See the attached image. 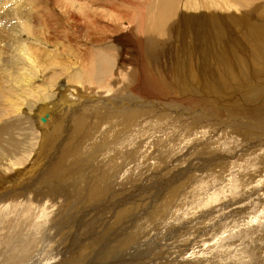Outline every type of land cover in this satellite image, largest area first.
Returning <instances> with one entry per match:
<instances>
[{"label": "rangeland", "instance_id": "rangeland-1", "mask_svg": "<svg viewBox=\"0 0 264 264\" xmlns=\"http://www.w3.org/2000/svg\"><path fill=\"white\" fill-rule=\"evenodd\" d=\"M155 1L0 0V240L13 243L14 232L32 234L37 250L31 264H264V41L250 39L264 31V0H250L240 13L232 0H192L207 1L212 13L220 8V20L228 16L222 31L212 21L192 24L187 42L193 41V54L190 62L183 59L194 70L184 82L171 70L177 52H150L145 36H138L143 8ZM243 18L248 23L241 25ZM221 32L243 52L233 47L228 56H213ZM111 40L117 49L108 46ZM106 44L111 55L101 50ZM114 52V60L103 63ZM95 64L108 65L109 73L98 78ZM137 65L145 66V76L150 70L175 79L172 86L183 95L162 106L141 98L127 103L114 87L143 71ZM203 66L216 70L213 81L192 73ZM49 115L53 127L45 128ZM62 115L65 121L55 128ZM98 118L102 124L117 119L118 130L105 136L95 125ZM78 120L86 123L71 128ZM162 203L165 209H157ZM1 245V254L12 250Z\"/></svg>", "mask_w": 264, "mask_h": 264}, {"label": "bare ground", "instance_id": "bare-ground-1", "mask_svg": "<svg viewBox=\"0 0 264 264\" xmlns=\"http://www.w3.org/2000/svg\"><path fill=\"white\" fill-rule=\"evenodd\" d=\"M178 1L179 0H156L154 3H152L151 5H149V6H147L146 8L144 7L143 8V10L145 11V14H144V22H143V24H140L141 26H140V30L139 31H141V33H140V35H138V36H142L141 34H143V36H145V40H147L146 42H148V44L150 45H148L151 49H148V50H150V52H151V50L153 51V52H155V53H157L159 50H162L161 52L162 53H168V54H170V53H176L174 56H176L174 59H172L173 60V63H174V65H173V68H171V70L173 71H175L176 73H177V78H180V79H178V80H182L181 78H183L184 76L186 77V76H189L191 73V70L193 69L194 70V67H193V65H192V67L193 68H191V64L192 63H184V61L186 60L187 62H190V60H189V57L190 56H192V54H193V52L191 51V48L193 47V45H192V42H190L191 44H188V40L190 41V34H191V31H192V24L193 23H195L196 25H198V24H202V23H204V22H206V21H212L218 28H219V30L220 31H222V25H220V23L224 20V21H227V19H226V16H228V15H225V17L223 16V20H220L219 19V15H221V11H220V8H218V7H216L215 8V10L213 11V13H212V11L210 12L209 11V9H210V7L209 6H206L208 3H207V1L206 2H204V3H202L201 5L200 4H198V5H196V4H194L193 2H192V0H188V2H185V1H183V0H180V4L182 3V8H180V9H178L177 10V3H178ZM231 1V0H230ZM250 0H232L231 2L233 3L232 5H234V6H236L235 8H236V10H238L239 9V13H240V10L242 11V10H244L243 9V7L249 2ZM225 2V1H224ZM258 2H260V0L258 1ZM205 3H207V4H205ZM216 4V3H215ZM214 4V5H215ZM249 4V3H248ZM117 5V4H116ZM115 5V6H116ZM146 5V4H145ZM226 5H228V4H226ZM120 6V5H119ZM179 6V5H178ZM213 6V5H212ZM233 6V7H234ZM106 7V6H105ZM115 8V7H114ZM118 8V7H117ZM228 8V7H227ZM113 8H111V10H112ZM121 9H123V8H121ZM212 9V8H211ZM234 9V8H233ZM229 10V9H228ZM235 10V11H236ZM231 10H229V12H230ZM262 11H264V9L262 10ZM109 12H110V10H109ZM111 12H113V10L111 11ZM236 12H238V11H236ZM116 13H117V11H116ZM114 14L115 15V17L116 16H118L117 14ZM142 13V12H141ZM140 13V14H141ZM238 13V14H239ZM224 14V13H223ZM113 15V16H114ZM142 15H143V13H142ZM242 15H245V13L243 14L242 13ZM231 16L233 17V18H236L235 16H234V14L232 15L231 14ZM241 16V15H240ZM239 17V15H237V18ZM236 18V19H237ZM241 18H242V16H241ZM246 18H248V17H246ZM216 19V20H215ZM235 19V20H236ZM238 20V19H237ZM241 20V19H240ZM241 22V25H243L245 22L246 23H248L247 22V19H245V18H243L242 19V21H239V23ZM238 23V24H239ZM94 24V23H93ZM228 24V23H227ZM127 25V24H126ZM248 25V24H247ZM227 26V25H226ZM226 26L223 28V29H225V31L227 32V28H226ZM228 26H229V24H228ZM230 27V26H229ZM231 28V27H230ZM249 28H250V26H249ZM251 28H254V29H257V30H259V28H260V25H255V26H251ZM229 29V28H228ZM230 30H232V29H230ZM244 32V31H243ZM253 32V31H252ZM222 34H221V36H222V38H221V40L222 41H219V43H217V45H216V47L214 48V53H213V56H217V55H227L225 52H226V50L229 48V50L230 49H232L233 47L234 48H236V49H238V47H239V49L241 50V51H239V52H243V50L245 49V47L241 44V46L239 45V42H238V44L236 45V40H234V39H229L228 40V38H224V34L225 33H223V32H221ZM228 33V32H227ZM254 33V32H253ZM241 34H243V33H241ZM247 34V33H246ZM230 35V34H229ZM244 35V34H243ZM253 35V34H252ZM137 36V37H138ZM227 36H228V34H227ZM236 36V35H235ZM237 36H238V33H237ZM230 37H233L232 35H230ZM247 37H249V36H247ZM246 37V35H245V38H247ZM144 38V37H143ZM193 38V37H192ZM223 38H224V40H223ZM248 39V38H247ZM250 39H252V41H254L255 39H257L256 41H258V42H261V41H264V31H262V32H260V31H256L255 33H254V36H250ZM194 40V39H193ZM239 40V39H238ZM144 41V40H143ZM246 41V40H245ZM248 41V40H247ZM138 42V41H137ZM251 42V41H250ZM107 43V42H106ZM178 43V46H176L175 48H173L172 49V47L175 45V44H177ZM108 44V46H112V47H114L115 49H117V46H116V44H115V42L114 41H112L111 40V42H108L107 43ZM107 44H106V47L105 48H101V47H99V48H101V50L102 51H104V50H107V48H109V47H107ZM141 44V43H140ZM142 44H144V42L142 43ZM195 44V43H194ZM254 44V43H253ZM256 44H258V43H256ZM244 45H246L245 43H244ZM140 46V45H139ZM258 46L260 47V45L258 44ZM262 46H264V45H262ZM177 47L179 48V50H177ZM109 50H111V49H109ZM109 50H107V51H109ZM113 50V49H112ZM139 50V49H138ZM235 50V49H234ZM115 51H117V50H115ZM179 51V52H178ZM220 51V52H219ZM160 52V53H161ZM229 52V51H228ZM259 52V51H258ZM106 53V52H105ZM104 53V54H105ZM109 53H110V55H111V52L109 51ZM115 53V52H114ZM154 53V54H155ZM108 53H106V55H107ZM116 54H118V52L117 53H115L114 55H112V57H110V56H108V59L107 60H104L103 61V63H105V62H107V64H108V60H111V59H113L114 60V57L116 56ZM141 54V53H140ZM139 54V55H140ZM244 54V53H243ZM219 55V56H220ZM236 55V54H235ZM254 55H256V54H254ZM100 57V64H101V62H102V58H104V55L102 54V53H100V52H98L97 53V59H99V57ZM228 56V55H227ZM154 57V56H153ZM183 57L185 58V60L183 59ZM222 57V56H221ZM226 57V56H225ZM237 57V56H236ZM86 58V57H85ZM203 58V57H202ZM215 58V57H214ZM213 58V59H214ZM118 59V58H117ZM264 59V58H263ZM216 60V59H215ZM228 60V59H227ZM248 60V59H247ZM82 61V60H81ZM98 61V60H97ZM116 61V60H115ZM118 61V60H117ZM185 61V62H186ZM261 61V60H260ZM84 62V61H83ZM143 62V61H142ZM150 62V61H149ZM172 62V61H171ZM202 62V64H203V62L204 61H201ZM98 63V62H97ZM181 63H182V65H181ZM143 64V63H142ZM208 64V63H207ZM226 64V63H225ZM97 65H99V64H97ZM96 64L94 65V67H96L97 66ZM103 65H105V64H103ZM103 65H100V66H97V68H99V69H96V70H98L97 72H96V76L99 78H103V76H104V73L107 75L108 73H109V66L108 65H105L104 67H103ZM196 65V64H195ZM204 65V64H203ZM202 66V65H201ZM87 67V66H86ZM93 67V66H92ZM91 67V68H92ZM137 67L139 68V69H141V70H143V71H139L138 69H137V73H130L129 74V77L128 78H130L131 77V79H129V81L128 80H126V79H128V78H126L125 80L126 81H128V84L127 85H120V86H115L114 88H115V90L118 92V93H120V94H125V96L126 97H128L129 99H128V102L127 103H131V101L134 99V100H138L139 98H141V99H145V101H148V103H152V104H157V106H162V104L164 105L165 103H168V101L169 100H171V98H170V96H174V95H176L177 94V96H179L180 94H182V92L183 91H180L179 89H178V91H177V88H176V85L174 84V86H172V83H173V81H175V79H171V78H168V80H163V78H161L160 76H155L154 74H152V73H150V70H148L149 71V74H148V76H145V73L146 72H144L145 71V69H143V67H145V66H138L137 65ZM85 68V67H84ZM91 68H89V70H91L90 72H92V70L93 69H91ZM151 68V67H150ZM208 67H206V66H203V67H200V68H198V70H197V72L196 71H193L192 73H196V75H197V73L201 76L202 74H205V78H207V80L208 79H211L212 80V78H214L215 76H212V74L213 73H215V71L216 70H214V72H213V70H210V71H207V70H209V69H207ZM86 69H88V68H86ZM147 69V68H146ZM212 69V68H211ZM135 70V69H134ZM196 70V69H195ZM128 71V73L130 72L129 70H127ZM163 71V70H162ZM165 71H166V69H165ZM171 71V72H172ZM95 72V71H94ZM84 73V71H82V74ZM164 73H169V72H164ZM86 76H87V79H89V75L91 74H89V75H87V71H85V73H84ZM211 75V76H210ZM85 76V77H86ZM166 76V75H165ZM78 76H76V78H77ZM124 77H125V75H124ZM126 77H127V75H126ZM160 77V78H159ZM173 77H175L174 75H173ZM185 77H184V79H185ZM204 77V76H203ZM80 78V77H79ZM83 78H84V76H83ZM91 79H92V76L90 77ZM94 78V77H93ZM105 78V77H104ZM147 78H148V80H147ZM95 79V78H94ZM134 79H135V81H134ZM75 80H77V79H75ZM79 80V79H78ZM191 80H193V79H191ZM259 80V79H258ZM74 81V80H73ZM81 81V80H80ZM79 81V82H80ZM84 81V80H83ZM82 81V82H83ZM88 81V80H87ZM86 81V82H87ZM92 81H93V79H92ZM183 81V80H182ZM213 81V80H212ZM81 82V83H82ZM85 82V83H86ZM89 82V81H88ZM88 82H87V84H88ZM91 82V81H90ZM95 82V81H94ZM107 82V81H106ZM180 83V81H177V83ZM184 82V81H183ZM188 82V81H187ZM77 83H78V81H77ZM98 83V82H97ZM127 83V82H126ZM176 83V82H175ZM176 83V84H177ZM226 83V82H225ZM256 83V82H255ZM90 84H92V83H90ZM99 84V83H98ZM104 84H105V82H104ZM123 84H125L124 83V81H123ZM137 84H139V86L137 85ZM156 84H158V86L156 85ZM181 84V86L182 87H185V86H183L182 85V83H180ZM251 84V83H250ZM77 85V84H76ZM101 85V84H100ZM178 85V84H177ZM246 85V84H245ZM86 86V85H85ZM102 86V85H101ZM107 86V85H106ZM224 86V85H223ZM91 87V86H90ZM178 87H179V85H178ZM181 87V88H182ZM240 87H242V86H240ZM255 87V86H254ZM112 88V87H111ZM239 88V87H238ZM262 88V87H261ZM103 88H101V90H102ZM184 89V88H183ZM253 89V88H252ZM259 89V88H258ZM110 90V89H109ZM186 90V89H185ZM111 91V90H110ZM110 91H107V92H110ZM241 91V90H240ZM106 92V94L107 95H110L111 94V92L110 93H107ZM185 92V91H184ZM203 92V91H202ZM221 93V92H220ZM96 95V94H95ZM102 95V94H101ZM100 95V96H101ZM183 95V94H182ZM208 95V94H207ZM244 95V94H243ZM104 96V95H103ZM248 96V95H247ZM210 97V96H209ZM80 98V97H79ZM190 98V97H189ZM197 98V97H196ZM252 98V97H251ZM85 99V98H84ZM187 99V98H186ZM263 99V98H262ZM98 100V99H97ZM103 99L101 98V101H102ZM189 100V99H188ZM244 100V99H243ZM260 100V99H259ZM143 102V103H146V102ZM165 101V102H164ZM236 101H237V99H236ZM246 101V100H245ZM60 102V101H59ZM81 102V101H80ZM106 102V101H105ZM108 102V101H107ZM142 102V101H141ZM157 102V103H156ZM174 103H179L180 105H184L185 103H188L189 104V102H187V100L185 101V102H183V101H176V100H174L173 101ZM260 102V101H259ZM83 104V103H82ZM98 104V103H97ZM108 104H110V103H107V105ZM133 104V103H132ZM147 104V103H146ZM168 104H171V102H169ZM85 105V104H84ZM99 105H101V104H99ZM121 106H122V104H120ZM127 105V104H126ZM134 105V104H133ZM145 105V104H144ZM153 105V106H154ZM185 105H187V104H185ZM98 106V105H97ZM102 106H105V105H101V107ZM136 106H138V105H136ZM146 106V105H145ZM178 106V105H177ZM191 106V105H190ZM98 107H100V106H98ZM100 107V108H101ZM108 107H109V105H108ZM111 108H112V104H111V106H110ZM115 107V106H114ZM181 107V106H180ZM57 108V107H56ZM96 108V107H95ZM104 109L106 108V109H108L107 107H103ZM102 108V109H103ZM111 108H109V109H111ZM135 108V107H134ZM141 108V107H140ZM47 109V108H46ZM105 109V110H106ZM108 109V110H109ZM164 109V108H163ZM170 109V108H169ZM189 109V108H188ZM228 109V108H227ZM51 110V109H50ZM95 110H97V108L95 109ZM104 110V111H105ZM114 110V111H113ZM112 111L113 112H117V109L116 108H114ZM116 110V111H115ZM167 110V109H166ZM172 110V109H171ZM59 111H62V110H59ZM93 111V110H92ZM100 111H101V109H100ZM107 111V110H106ZM121 111V110H120ZM133 112H134V110H132ZM163 111V110H162ZM168 111V110H167ZM195 111V110H194ZM51 112V111H50ZM53 112H56L57 113V111L54 109V111ZM99 112V111H98ZM109 112V111H108ZM111 112V111H110ZM112 112V113H113ZM132 112V113H133ZM139 112V111H138ZM173 112V111H172ZM174 112H175V115H173V118H174V116H179V112L175 109L174 110ZM201 112V111H200ZM101 113V112H100ZM102 113H103V110H102ZM118 113V112H117ZM131 113V115L133 116V114ZM167 113H169V112H167ZM52 114H54V113H52ZM67 114V113H66ZM97 114V113H96ZM139 114H140V112H139ZM147 114V113H146ZM171 114V113H170ZM86 115V114H85ZM84 115V116H85ZM100 115V114H99ZM99 115H97L96 116V118L99 116ZM201 115V114H200ZM206 115V114H205ZM56 116V115H55ZM65 117V115H62V116H59L57 119H61V120H57V119H55V123L57 124L56 126H54L55 128H58L59 127V129L61 128V123L62 122H64L65 121V119H64V117ZM103 116V115H102ZM101 116V117H102ZM131 116V117H132ZM138 116V115H137ZM136 116V113H134V117H137ZM177 116V117H178ZM202 116V115H201ZM49 118H48V121L46 122V120H45V122H44V127L46 128V127H51L52 126V124H48V122H49V120H50V115L48 116ZM52 117V116H51ZM57 117V116H56ZM108 117V116H107ZM112 117V116H111ZM177 117H175L174 119H177ZM185 117V116H184ZM76 118V117H75ZM75 118H71V119H75ZM81 118V117H80ZM91 118V117H90ZM95 118V117H94ZM106 118V117H105ZM129 118V117H128ZM158 118H159V116H158ZM190 118V117H189ZM70 119V118H69ZM88 119V118H87ZM117 119H119L118 117H117ZM115 120L114 119V121H112L111 120V122H109L108 121V119H106V120H104L103 122H104V124H102V120H101V118H98L97 120H101V121H98V122H95V125H98L100 128H103L105 131H106V133L104 132V131H100V130H98V131H100V132H103V133H105V136H110L111 134L113 135V133H112V131L113 132H115L116 130H118L117 129V125L115 126V122L116 121H118V120ZM168 119V118H167ZM40 120V119H39ZM76 120V119H75ZM120 120V119H119ZM123 120H125V118L123 119ZM160 120H161V118H160ZM42 121H44V119H42ZM92 121V120H91ZM127 121V120H126ZM130 121H131V119H130ZM150 121V120H149ZM165 121V120H164ZM164 121H161V123L162 122H164ZM169 121H170V119H169ZM51 122V121H50ZM69 122H72V121H68V123ZM120 122V121H119ZM128 122V121H127ZM198 122V121H197ZM42 123V122H41ZM86 123V121H80V120H78V121H76V122H74L72 125H71V128H75L76 126H82V124H85ZM126 123V122H125ZM124 123V124H125ZM199 123V122H198ZM117 124V123H116ZM119 124V123H118ZM140 124V123H139ZM145 124V123H144ZM178 124H180V122L178 123ZM127 125H128V123H127ZM143 125V124H142ZM164 125V124H163ZM165 125H166V123H165ZM164 125V126H165ZM223 125V124H222ZM42 126H43V124H42ZM97 126V127H98ZM153 126V125H152ZM151 126V127H152ZM160 126H162V125H160ZM174 126V125H173ZM53 127V126H52ZM83 127V126H82ZM81 127V128H82ZM93 127H94V125H93ZM121 127V126H120ZM122 127H123V124H122ZM141 128L143 127V126H140ZM168 127V125L166 126V128ZM45 128H43V129H45ZM166 128H165V130H166ZM202 128V127H201ZM209 128V127H208ZM76 129H78V128H76ZM86 129H87V127H86ZM96 129H99V128H96ZM122 129V128H121ZM144 129H146V128H144ZM188 129V128H187ZM214 129V128H213ZM236 129V128H235ZM89 130H90V128H89ZM92 130H94V128L92 129ZM111 130V131H110ZM119 130H120V128H119ZM124 130V129H123ZM132 130V129H131ZM141 130V129H140ZM140 130H138V131H140ZM150 130V129H149ZM171 130V129H170ZM169 130V131H170ZM202 130H203V128H202ZM220 130H222V129H219V132H220ZM62 131V130H61ZM74 131V130H73ZM73 131H71V133L73 132ZM77 131V130H76ZM86 131V130H85ZM111 132V134H109L110 132ZM125 131V130H124ZM137 131V130H136ZM143 131V130H142ZM147 131V130H146ZM197 131V130H196ZM225 131V130H224ZM235 131V130H234ZM79 132V131H78ZM94 132H95V130H94ZM132 132V131H131ZM134 132V131H133ZM168 132V131H167ZM166 132V133H167ZM185 132V131H184ZM66 133V132H65ZM135 133V132H134ZM148 133H149V131H148ZM181 133H182V131H181ZM187 133V132H186ZM196 133V132H195ZM236 133V132H235ZM44 134V133H43ZM58 134V133H57ZM69 134V133H68ZM82 134V133H81ZM129 134V133H128ZM163 134V133H162ZM226 133H224V135H225ZM232 134V133H231ZM230 134V135H231ZM70 135V134H69ZM76 135V134H75ZM126 135V134H125ZM135 135H136V133H135ZM166 136H167V134H165ZM173 135V134H172ZM176 135V134H175ZM174 135V136H175ZM179 135V134H178ZM206 135V134H205ZM204 135V136H205ZM223 135V134H222ZM234 135V134H233ZM73 136V135H72ZM77 136H79V135H77ZM81 136H83V135H81ZM124 136V135H123ZM203 136V137H204ZM228 136V135H227ZM226 136V138H229V137H227ZM235 136H237L236 134H235ZM234 136V137H235ZM112 137H114V136H112ZM117 137V136H116ZM128 137V136H127ZM139 137V136H138ZM169 137V136H168ZM180 137H181V135H180ZM233 137V136H232ZM79 138V137H78ZM131 138V137H130ZM221 138V137H220ZM237 138V137H236ZM43 139H44V137H43ZM70 139V138H69ZM75 139H77V138H75ZM88 139V138H87ZM93 139V138H92ZM107 139V138H106ZM111 139V138H110ZM136 139V138H135ZM164 139V138H163ZM177 139H178V137H177ZM180 139H182V138H180ZM180 139H178V140H180ZM202 139V138H201ZM200 139V140H201ZM231 140L233 139V138H230ZM67 140V139H66ZM91 140V139H90ZM112 140V139H111ZM117 140H118V138H117ZM199 140V141H200ZM220 140H222V139H220ZM74 141V140H73ZM110 141V140H109ZM114 141V140H113ZM164 141V140H163ZM227 141H229V140H227ZM42 142V141H41ZM66 142H68V140L66 141ZM129 143H130V141H128ZM127 142V143H128ZM217 142V141H216ZM218 142H219V140H218ZM217 142V143H218ZM263 142V141H262ZM87 143V142H86ZM85 142H84V144H86ZM119 143V142H118ZM167 143V142H166ZM173 143V142H172ZM176 143H177V140H176ZM220 144H221V142H219ZM218 143V144H219ZM230 143V142H229ZM65 144V143H64ZM131 144V143H130ZM169 144V143H168ZM171 144V143H170ZM170 144H169V146H170ZM217 144V145H218ZM46 145V144H45ZM49 145V144H48ZM80 145V144H79ZM124 146H126L125 144H123ZM173 145V144H172ZM179 145V144H178ZM40 146V145H39ZM72 146V145H71ZM82 146V145H81ZM175 146V145H174ZM220 146V145H219ZM230 146V145H229ZM51 147V146H50ZM74 147V146H73ZM72 147V148H73ZM78 147V146H77ZM165 147V146H164ZM233 147V146H232ZM76 148V147H75ZM80 148V147H79ZM109 148V147H108ZM113 148V147H112ZM203 148V147H202ZM63 149V148H62ZM65 149V148H64ZM68 149V148H67ZM70 149V148H69ZM81 149V148H80ZM83 149V148H82ZM164 149V148H163ZM219 149V148H218ZM224 149V148H223ZM228 149V148H227ZM262 149V148H261ZM39 150H42V149H39ZM76 150H78V149H76ZM120 150V149H119ZM214 150V149H213ZM52 151V150H51ZM65 151H67L66 149L64 150V152ZM73 150H71V152H70V150H69V152H70V154L71 153H73L72 152ZM87 151V150H86ZM89 151V150H88ZM103 151V150H102ZM111 151V150H110ZM112 151H113V149H112ZM115 152H117L116 150H114ZM168 151V150H167ZM233 151V150H232ZM74 152H76V151H74ZM120 152V151H119ZM144 152V151H143ZM159 152V151H158ZM32 153V152H31ZM79 153H80V151H79ZM113 153V152H112ZM160 153H161V151H160ZM170 153V152H169ZM175 153V152H174ZM117 154V153H116ZM166 154V153H165ZM184 154V153H183ZM76 155V154H75ZM113 155V154H112ZM159 155V154H158ZM163 155V154H162ZM167 155V154H166ZM192 155V154H191ZM215 155V154H214ZM61 156V155H60ZM73 156H74V154H73ZM114 156V155H113ZM123 156V155H122ZM204 156V155H203ZM66 157H69V156H66ZM75 157H77V156H74V158ZM192 157V156H191ZM195 157V156H194ZM234 157V156H233ZM249 157V156H248ZM78 158V157H77ZM112 158V157H111ZM115 158V157H114ZM114 158L112 159V160H114ZM230 158V157H229ZM246 158V157H245ZM60 159H62V158H60ZM64 159H65V157H64ZM211 159V158H210ZM65 160H67V159H65ZM72 160H73V158H72ZM109 160V159H108ZM107 160V161H108ZM111 160V161H112ZM243 160V159H242ZM257 160V159H256ZM61 161V160H60ZM63 161V160H62ZM68 161H70V160H68ZM202 161V160H201ZM209 161V160H208ZM246 161V160H245ZM259 161V160H258ZM57 162H59V161H57ZM251 162L252 161H250V162H248V163H250L251 164ZM257 162V161H256ZM76 163V162H75ZM78 163H80V162H78ZM111 163V162H110ZM247 163V162H246ZM253 163H255L254 161H253ZM253 163H252V165H253ZM259 163H261V162H259ZM259 163H256L258 166L260 165ZM68 164H71L70 162L68 163ZM77 164V163H76ZM108 164V163H107ZM113 164V163H112ZM193 164V163H192ZM256 164H255V167H256ZM59 165H60V163H59ZM62 165H63V163H62ZM146 165V164H145ZM242 165V164H241ZM251 165V166H252ZM66 166V165H65ZM110 166H112V165H110ZM114 166V165H113ZM243 166V165H242ZM244 166H245V164H244ZM243 166V167H244ZM247 166H249V165H247ZM247 166H245V167H247ZM250 166V167H251ZM258 166L256 167L257 169H258ZM261 166V165H260ZM260 166H259V168H260ZM60 167V166H59ZM239 167V166H238ZM243 167H242V169H243ZM252 167H254V166H252ZM251 167V168H252ZM55 168H56V166H55ZM58 168V167H57ZM203 169V168H202ZM241 169V168H240ZM240 169H238V170H240ZM249 169V168H248ZM247 169V170H248ZM253 169V168H252ZM167 170V169H166ZM188 170V169H187ZM209 170V169H208ZM214 170V169H213ZM229 170V169H228ZM232 170V169H231ZM251 170V169H250ZM258 170H260V169H258ZM199 171V170H198ZM242 171H244V170H242ZM252 171V170H251ZM256 171V170H255ZM208 172V171H207ZM245 173H246V171H244ZM248 172H249V170H248ZM253 172V171H252ZM261 172V171H260ZM101 173H102V171H101ZM172 173V172H171ZM211 173V172H210ZM262 173V172H261ZM154 174V173H153ZM208 174V173H207ZM249 174H251V173H249ZM256 174V173H255ZM190 175V174H189ZM228 175V174H227ZM254 175V174H253ZM257 175H259V174H257ZM98 176V175H97ZM145 176V175H144ZM195 176V175H194ZM208 176V175H207ZM1 177V176H0ZM49 177H51V176H49ZM154 177V176H153ZM175 178H176V176H175ZM232 178V177H231ZM100 179V178H99ZM194 179V178H193ZM206 179V178H205ZM227 179V178H226ZM90 181V180H89ZM150 181H152V180H150ZM196 181V180H195ZM231 181V180H230ZM94 182V181H93ZM144 182V181H143ZM170 182V181H169ZM235 182H236V180H235ZM240 184V182H237V184ZM242 183V182H241ZM249 183V182H248ZM247 183V184H248ZM261 183V182H260ZM148 184V183H147ZM197 184V183H196ZM234 184V183H233ZM236 184V183H235ZM250 184V183H249ZM95 185V184H94ZM139 185V184H138ZM141 185V184H140ZM183 185V184H182ZM217 185V184H216ZM242 185V184H241ZM244 185V184H243ZM105 186V185H104ZM167 186V185H166ZM143 187V186H142ZM199 187V186H198ZM222 187V186H221ZM234 187H236L237 188V186H234ZM240 187V186H239ZM94 188H96L95 186H94ZM94 188H93V190H92V188H91V192H89V193H91V195H93L94 196V194H95V190H94ZM103 189H104V187H102ZM195 188V187H194ZM206 188V187H205ZM204 188V189H205ZM188 189V188H187ZM231 189H233V188H231ZM238 189V188H237ZM147 190V189H146ZM190 189H188L187 191H189ZM227 190V189H226ZM236 190V189H235ZM239 190V189H238ZM98 191V190H97ZM223 191H224V189H223ZM231 191V190H230ZM227 192V191H226ZM229 192V191H228ZM170 193V192H169ZM173 193V192H172ZM198 193V192H197ZM187 194V193H186ZM188 194H189V192H188ZM90 195V194H89ZM170 195V194H169ZM172 195V194H171ZM168 196V195H167ZM173 196H174V193H173ZM215 196V195H214ZM225 196V195H224ZM91 197V196H90ZM132 197V196H131ZM212 197H213V195H212ZM211 197V198H212ZM181 199V198H180ZM210 199V198H209ZM135 200V199H134ZM166 200V199H165ZM175 200V199H174ZM212 200V199H211ZM210 200V201H211ZM215 200V199H214ZM214 200H213V202H214ZM164 201V200H163ZM171 201H172V199H171ZM185 201V200H184ZM209 202V201H208ZM255 202V201H254ZM150 203H152L153 204V202L151 201ZM163 204L164 203H162V204H158L157 206V209H162L164 206H163ZM169 204V203H168ZM166 205V204H165ZM37 206V205H36ZM178 206V205H177ZM9 207V206H8ZM164 209H165V207H164ZM163 210V209H162ZM30 211V210H29ZM134 211V210H133ZM27 212V211H26ZM9 213V212H8ZM163 213H164V211H163ZM27 214H28V212H27ZM154 214V213H153ZM156 214V213H155ZM36 216H37V214H36ZM43 216V215H42ZM44 216H46V213L44 214ZM29 217H31V216H29ZM108 217V216H107ZM40 218V217H39ZM32 219V218H31ZM154 219V218H153ZM176 219V218H175ZM155 220V219H154ZM164 220V219H163ZM177 222V221H176ZM29 223V222H28ZM54 223V222H53ZM2 225V224H1ZM38 225V224H37ZM228 226V225H227ZM24 228H29V226L28 227H24ZM23 228V229H24ZM37 229V228H36ZM28 230H30V229H28ZM38 230V229H37ZM42 230V229H41ZM31 231V230H30ZM14 236H13V243H10V239H4L3 241H1L0 240V244H3V245H5L4 247H6V248H10V249H12V250H10V251H7V252H4V253H0V258L5 262V264H12V263H16L17 264V262L18 261H20V260H22V261H24V263L26 262V264H31V263H33L34 261H35V254L34 253H32V251L34 250V251H36L37 249H36V245H35V241L33 242V240H34V238H33V236H32V234H24L23 233V235H21V234H19V232H14V233H12ZM41 234H42V232H41ZM36 235V234H35ZM34 235V236H35ZM130 236V238L131 239H133L136 235L135 234H129ZM260 237V236H259ZM128 240V239H127ZM187 240V239H186ZM132 243V242H131ZM3 245H1V247L3 246ZM196 248V247H195ZM1 250V249H0ZM7 250V249H6ZM191 253V252H190ZM188 255H190V254H188ZM194 255V254H193ZM35 256V257H34ZM192 256V255H191ZM180 257V256H179ZM89 259V258H88ZM169 259V258H168ZM2 261V262H3Z\"/></svg>", "mask_w": 264, "mask_h": 264}, {"label": "water", "instance_id": "water-1", "mask_svg": "<svg viewBox=\"0 0 264 264\" xmlns=\"http://www.w3.org/2000/svg\"><path fill=\"white\" fill-rule=\"evenodd\" d=\"M43 122V121H42Z\"/></svg>", "mask_w": 264, "mask_h": 264}]
</instances>
